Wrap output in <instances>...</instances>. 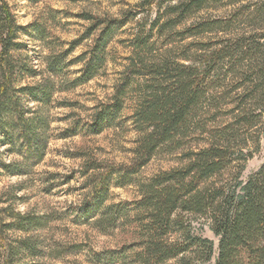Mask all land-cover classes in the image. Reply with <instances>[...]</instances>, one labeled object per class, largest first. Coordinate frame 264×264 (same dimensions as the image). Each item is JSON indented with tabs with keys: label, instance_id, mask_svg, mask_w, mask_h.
Listing matches in <instances>:
<instances>
[{
	"label": "trees",
	"instance_id": "1",
	"mask_svg": "<svg viewBox=\"0 0 264 264\" xmlns=\"http://www.w3.org/2000/svg\"><path fill=\"white\" fill-rule=\"evenodd\" d=\"M206 2L139 0L120 16L80 13L87 25L65 47L49 27L56 10L22 26L9 0H0V140L23 159L16 174L44 160L53 95L119 67L112 93L86 125L74 120L67 128L73 137L134 135L127 163L102 160L88 146L70 155L83 180L79 219L117 240L90 250L91 264H208L215 247L198 229L201 220L218 238L214 264H264V164L242 180L264 135V27L252 24L264 18V0L188 23ZM24 35L41 47L42 70ZM115 45L123 51L114 53ZM174 154L180 164L137 179L154 158ZM126 186L139 197L115 203L113 187ZM44 219L0 197V264L37 253L31 237L15 243L11 232H37Z\"/></svg>",
	"mask_w": 264,
	"mask_h": 264
},
{
	"label": "rangeland",
	"instance_id": "2",
	"mask_svg": "<svg viewBox=\"0 0 264 264\" xmlns=\"http://www.w3.org/2000/svg\"><path fill=\"white\" fill-rule=\"evenodd\" d=\"M139 0H9L22 26L35 20L48 17L51 10H56L54 20L49 21L52 32L61 38L65 47L69 42L80 37L87 23L78 14L88 12L94 15L109 13L120 16L121 9L133 10ZM259 0H207L203 9L195 11L188 23L202 18H222L233 10L247 3ZM251 22V20H250ZM252 24L264 27V18ZM129 27V24L125 26ZM123 28V29H125ZM29 33L33 30L29 29ZM29 45L32 63L42 70V49L33 36L21 38ZM82 50L80 45L69 59ZM120 45H115L114 53L122 52ZM118 66L111 64L109 74L99 77L71 92L56 93L47 105V117L50 128L47 132L48 146L44 160L34 166L30 173L16 174L14 166L23 159L8 144L0 140V197L9 200L20 211L44 217L45 225L37 232L29 234L11 232V239L31 237L36 243V254L22 251L18 264H91L88 260L90 250L100 251L113 247L117 240L101 234L79 219V205L82 191V178L78 173L80 160L70 155L81 146L94 149L95 153L106 161L127 163L131 157V133L119 130H105L99 134L89 133L88 137L71 136L67 128L73 121L86 125L94 105L112 93V86L117 76ZM78 66L69 68L70 76L75 77ZM69 102L71 106H62ZM70 134V135H69ZM180 164L178 155H159L154 158L138 175V180H145L157 172ZM264 164V135L260 150L251 158L242 174V180L257 171ZM139 197L135 186L113 187L112 200L115 203L132 201ZM204 237L214 242L215 255L208 264H214L218 252V238L209 229L207 222L197 223ZM80 246V247H79ZM72 247V248H70ZM76 247V248H75Z\"/></svg>",
	"mask_w": 264,
	"mask_h": 264
}]
</instances>
